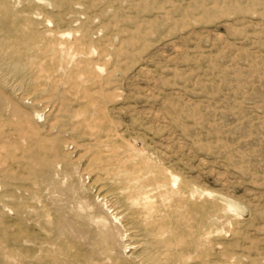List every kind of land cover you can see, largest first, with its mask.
<instances>
[{
  "label": "rangeland",
  "instance_id": "obj_1",
  "mask_svg": "<svg viewBox=\"0 0 264 264\" xmlns=\"http://www.w3.org/2000/svg\"><path fill=\"white\" fill-rule=\"evenodd\" d=\"M0 264H264V0H0Z\"/></svg>",
  "mask_w": 264,
  "mask_h": 264
},
{
  "label": "bare ground",
  "instance_id": "obj_2",
  "mask_svg": "<svg viewBox=\"0 0 264 264\" xmlns=\"http://www.w3.org/2000/svg\"><path fill=\"white\" fill-rule=\"evenodd\" d=\"M134 150V149H133Z\"/></svg>",
  "mask_w": 264,
  "mask_h": 264
}]
</instances>
